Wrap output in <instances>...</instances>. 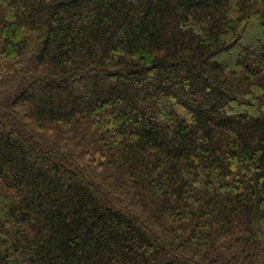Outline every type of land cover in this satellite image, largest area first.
<instances>
[{
  "label": "trees",
  "instance_id": "16d2710c",
  "mask_svg": "<svg viewBox=\"0 0 264 264\" xmlns=\"http://www.w3.org/2000/svg\"><path fill=\"white\" fill-rule=\"evenodd\" d=\"M0 264H264V0H0Z\"/></svg>",
  "mask_w": 264,
  "mask_h": 264
}]
</instances>
